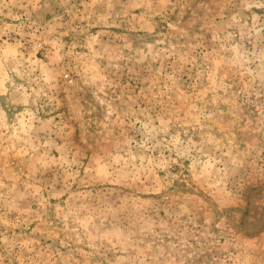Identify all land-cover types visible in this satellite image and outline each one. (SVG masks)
I'll return each instance as SVG.
<instances>
[{
  "label": "rangeland",
  "instance_id": "rangeland-1",
  "mask_svg": "<svg viewBox=\"0 0 264 264\" xmlns=\"http://www.w3.org/2000/svg\"><path fill=\"white\" fill-rule=\"evenodd\" d=\"M0 264H264V0H0Z\"/></svg>",
  "mask_w": 264,
  "mask_h": 264
}]
</instances>
